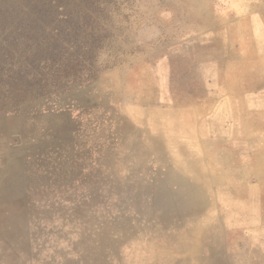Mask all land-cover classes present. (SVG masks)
<instances>
[{
	"label": "rangeland",
	"instance_id": "rangeland-1",
	"mask_svg": "<svg viewBox=\"0 0 264 264\" xmlns=\"http://www.w3.org/2000/svg\"><path fill=\"white\" fill-rule=\"evenodd\" d=\"M100 25L93 77L0 114V264H264V0H112ZM174 165L247 230L179 223Z\"/></svg>",
	"mask_w": 264,
	"mask_h": 264
},
{
	"label": "trees",
	"instance_id": "trees-1",
	"mask_svg": "<svg viewBox=\"0 0 264 264\" xmlns=\"http://www.w3.org/2000/svg\"><path fill=\"white\" fill-rule=\"evenodd\" d=\"M112 0H0V114L93 77Z\"/></svg>",
	"mask_w": 264,
	"mask_h": 264
},
{
	"label": "crops",
	"instance_id": "crops-1",
	"mask_svg": "<svg viewBox=\"0 0 264 264\" xmlns=\"http://www.w3.org/2000/svg\"><path fill=\"white\" fill-rule=\"evenodd\" d=\"M253 87L254 85H251L250 89ZM165 173L166 177L163 180L165 186L160 191V199L163 197L168 199L165 207L172 211L168 212L169 214L177 216L179 223L194 225L197 223L216 222L222 224L226 222L228 230L245 226L241 222V217L238 219L232 217V214L229 213L225 220L223 213L216 214L218 208L214 205V198L213 196L209 197L206 187L201 185L203 180L199 178V174H196L194 168L187 169V167L174 165L167 169ZM177 185L178 187H175ZM242 230L247 229L243 228Z\"/></svg>",
	"mask_w": 264,
	"mask_h": 264
}]
</instances>
